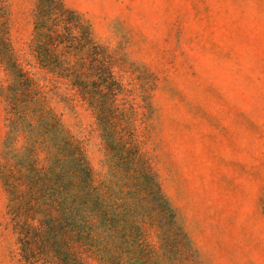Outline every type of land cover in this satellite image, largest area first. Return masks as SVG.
Returning a JSON list of instances; mask_svg holds the SVG:
<instances>
[{
    "label": "rangeland",
    "instance_id": "1",
    "mask_svg": "<svg viewBox=\"0 0 264 264\" xmlns=\"http://www.w3.org/2000/svg\"><path fill=\"white\" fill-rule=\"evenodd\" d=\"M62 1L117 85L82 101L4 1L0 264H264V0Z\"/></svg>",
    "mask_w": 264,
    "mask_h": 264
},
{
    "label": "trees",
    "instance_id": "2",
    "mask_svg": "<svg viewBox=\"0 0 264 264\" xmlns=\"http://www.w3.org/2000/svg\"><path fill=\"white\" fill-rule=\"evenodd\" d=\"M4 1L0 0V20ZM34 19L29 48L39 69L69 85L82 101H90L100 90L114 96L117 82L111 63L81 14L62 0H37ZM4 28H0V64L13 72L23 94H30L35 82L15 56Z\"/></svg>",
    "mask_w": 264,
    "mask_h": 264
}]
</instances>
